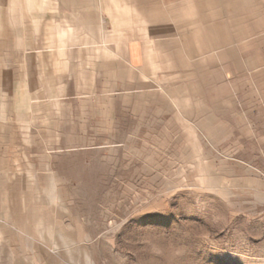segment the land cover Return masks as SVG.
<instances>
[{
	"label": "crops",
	"instance_id": "crops-1",
	"mask_svg": "<svg viewBox=\"0 0 264 264\" xmlns=\"http://www.w3.org/2000/svg\"><path fill=\"white\" fill-rule=\"evenodd\" d=\"M141 138L264 198V0H0V264H101L73 189Z\"/></svg>",
	"mask_w": 264,
	"mask_h": 264
},
{
	"label": "rangeland",
	"instance_id": "rangeland-1",
	"mask_svg": "<svg viewBox=\"0 0 264 264\" xmlns=\"http://www.w3.org/2000/svg\"><path fill=\"white\" fill-rule=\"evenodd\" d=\"M142 138L121 147L118 165L97 168L112 180L73 189L97 222L101 264H264V198L248 186L177 181Z\"/></svg>",
	"mask_w": 264,
	"mask_h": 264
}]
</instances>
